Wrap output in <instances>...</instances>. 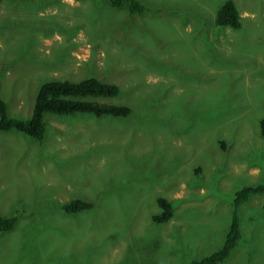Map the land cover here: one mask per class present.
<instances>
[{"label":"rangeland","instance_id":"1","mask_svg":"<svg viewBox=\"0 0 264 264\" xmlns=\"http://www.w3.org/2000/svg\"><path fill=\"white\" fill-rule=\"evenodd\" d=\"M0 0V99L30 116L39 85L96 77L126 118L45 114L37 141L0 131V264H188L224 240L235 192L264 182V0ZM224 142V149L220 142ZM157 197L171 203L162 223ZM79 198L93 207L66 213ZM219 264H264V193L238 208Z\"/></svg>","mask_w":264,"mask_h":264},{"label":"trees","instance_id":"2","mask_svg":"<svg viewBox=\"0 0 264 264\" xmlns=\"http://www.w3.org/2000/svg\"><path fill=\"white\" fill-rule=\"evenodd\" d=\"M109 7L123 8L128 14H143L146 7L139 0H107ZM214 22L219 27L237 29L240 26L239 12L232 0H224L217 8ZM119 93V86L114 83L103 82L90 76L77 82L68 80H48L41 83L36 91L31 114L26 119L9 117L6 103L0 99V131L14 130L34 140L40 141L44 137L46 122L44 115L90 114L95 118L116 117L126 118L132 112L131 108L123 104L99 102L97 99H111ZM259 134L264 139V118L259 120ZM224 142H220L224 149ZM264 193V182L242 186L235 192L231 218L224 236V240L215 251L192 260L188 264H219L230 253L240 237L239 205L253 194ZM159 212L151 219L155 223L167 221L172 215L171 203L163 197H157ZM93 204L79 198L61 204L66 213H77L89 210ZM16 216H5L0 213V233H8L16 225Z\"/></svg>","mask_w":264,"mask_h":264}]
</instances>
